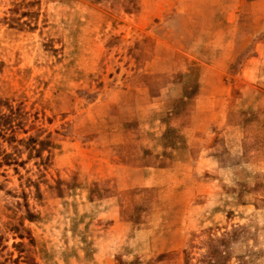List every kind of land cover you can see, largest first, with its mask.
<instances>
[{
  "label": "rangeland",
  "instance_id": "rangeland-1",
  "mask_svg": "<svg viewBox=\"0 0 264 264\" xmlns=\"http://www.w3.org/2000/svg\"><path fill=\"white\" fill-rule=\"evenodd\" d=\"M0 264H264V0H0Z\"/></svg>",
  "mask_w": 264,
  "mask_h": 264
}]
</instances>
